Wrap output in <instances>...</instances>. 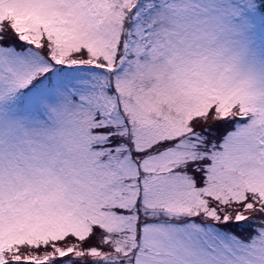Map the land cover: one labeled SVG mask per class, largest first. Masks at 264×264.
I'll list each match as a JSON object with an SVG mask.
<instances>
[{
  "label": "snow or ice",
  "instance_id": "obj_1",
  "mask_svg": "<svg viewBox=\"0 0 264 264\" xmlns=\"http://www.w3.org/2000/svg\"><path fill=\"white\" fill-rule=\"evenodd\" d=\"M0 264H264V0H0Z\"/></svg>",
  "mask_w": 264,
  "mask_h": 264
}]
</instances>
